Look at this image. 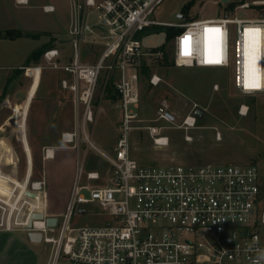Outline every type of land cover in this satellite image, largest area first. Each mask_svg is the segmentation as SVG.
Instances as JSON below:
<instances>
[{"label": "built area", "instance_id": "obj_1", "mask_svg": "<svg viewBox=\"0 0 264 264\" xmlns=\"http://www.w3.org/2000/svg\"><path fill=\"white\" fill-rule=\"evenodd\" d=\"M162 1L73 0L69 29L71 61L62 62L57 48L43 54L48 67L65 72L67 77L61 79V85L75 96L78 130L63 133L65 142L75 143L80 138L79 126L85 131L87 123L94 120V98L104 72L114 79L118 94L115 107L120 110V133L112 152L98 148L85 131L89 146L108 163L106 182L98 184L103 175L94 170L87 172L86 179L97 184H82L79 164L66 212L57 227L46 224L49 214L45 181L33 179L26 124L17 123L23 137L26 174L20 180L6 172L3 162L0 163V231L41 232L42 240L54 245L51 264H264V209L260 208L261 173L257 165H144L131 153L133 130L147 129L154 145L166 147L170 139L164 130L168 126L157 123L164 121L189 130L196 127L195 112L201 109L194 105L179 123L163 100L156 119L142 124L144 119L136 111L140 102V67L145 63L153 69L165 59L164 50L143 46L144 33L160 25L180 28L173 39L176 64L220 69L230 75L240 94L264 96V0L233 1L239 2L237 9L256 11L249 18L225 14L183 23H165L154 18ZM87 9L94 12L90 22L89 10L81 13ZM44 10L51 12L54 7L45 6ZM95 29L106 39H90L100 44L102 50L94 63H83L81 45L86 31L91 36ZM247 31L252 36V45L258 44L256 52L248 51ZM162 81L156 72L149 78L153 86ZM213 88L218 90L219 85L216 83ZM13 111L16 120L15 108ZM247 112L248 107L242 105L240 113ZM186 139L191 136L186 135ZM48 155L50 148L45 150V156ZM27 191L35 196L27 195ZM36 212L45 213V218L33 220L32 228L28 229ZM75 212L99 214L105 221L100 225L73 227L70 219ZM48 233H57V237Z\"/></svg>", "mask_w": 264, "mask_h": 264}, {"label": "rangeland", "instance_id": "obj_2", "mask_svg": "<svg viewBox=\"0 0 264 264\" xmlns=\"http://www.w3.org/2000/svg\"><path fill=\"white\" fill-rule=\"evenodd\" d=\"M40 1L49 2L50 0ZM187 1L163 0L156 8L153 16L156 20L165 23L191 21L185 16L183 18L180 17L182 15V6ZM225 5L221 2L216 3L214 0H197L190 10V16L198 18L214 17L224 15L225 11L231 17L238 18H249L256 14V11L251 9L234 8L233 10H225ZM93 14L94 12L89 9L87 13L88 22L93 19ZM69 23L72 25V18L70 17V9L66 6H62V8L54 13L46 14L41 8H30L29 6L19 5L15 3V0H0V29L20 28L31 32L58 28L67 30ZM158 30L144 33L142 44L145 48H161L165 44L164 50L168 55V60L171 61L174 59L173 45L175 40L171 39L167 41L165 33ZM88 33L86 31L80 54L82 61L92 62L96 60L98 51L92 45L93 42H88V40L95 38L96 40L103 41L106 39V36L97 29H95V33L91 36H87ZM62 34H65V32L63 31ZM68 36L71 42L69 32ZM50 37L47 34H42L40 40L38 38L37 40L36 38L19 37L16 42L1 40V38L0 65H19L24 63L28 55L42 41L47 39L51 41L53 39V37ZM56 37L60 36L57 35ZM64 37L66 36L64 35ZM63 48L66 54L70 55L73 53L69 43H65ZM71 59L72 56L65 58L64 62H70ZM39 62H42L41 65L44 67L42 70L43 76L52 75L53 82L50 87V94L42 98L45 105L43 106L39 128L36 130V133L40 135V139L36 138V142L46 141L47 133L55 129L58 131H61V128H67L66 131L78 130V113L73 104L72 95L68 91H63L59 84V78L62 74L66 76L65 72L48 67L47 61L44 62L42 59ZM35 64L31 63L30 66H35ZM45 69L46 71H44ZM4 71V69H0V72L3 73ZM27 71L24 70L21 73L18 77L19 83H17V87H23L25 91L28 90L32 82L30 74ZM153 72L158 73L163 81L158 86H150L146 79H141L140 102L139 108L136 111L144 119L142 124L148 125L152 123V120L156 119L157 108L163 100L167 101L170 110L175 114L179 123L192 110L194 105H198L201 109H204L205 115L197 121L196 127L189 130L179 128L176 124L171 125L164 121L158 122L157 124L168 126L164 130L170 139L169 145L166 147L154 145L147 129L133 130L131 132L132 156L144 165L171 163L194 165L205 163L255 164L260 169L261 186H263L264 96L240 94L232 85L230 75L220 69L184 67L176 64L174 60L173 65H160L153 68L151 74ZM109 76L108 72H104L99 81L94 98V120L87 123L85 127L90 140L106 153L113 151L120 133V110L115 107L116 100L106 96L105 87L110 79ZM115 76L118 78V72L115 73ZM216 83L219 85L218 90H214L213 88V85ZM37 98L38 95L29 105L25 121L26 136L29 138V147L33 156L32 176L35 180L42 175L43 156L45 150L49 148L44 145L33 144L31 137L30 131L33 126V119L35 121L34 112L38 105ZM242 105L248 107L246 115L240 113ZM3 111L2 96L0 99V139L12 147L17 157V164L15 166H5L3 162V169L22 180L26 174V160L21 141V130L18 128L15 119L11 120V123H8L3 128ZM6 113L14 115V111L11 108L6 109ZM79 131L80 146L76 149V152L79 151L80 154L79 161L77 159V162L82 167L81 183L96 185L95 181L86 179V174L89 171L98 170L103 175L98 184H104L106 182L104 174L108 172V163L94 147L89 146L85 140V131L82 125L79 126ZM186 135L191 136V139L187 140ZM71 144L69 145L73 146ZM78 163H76V171L72 184L75 180ZM45 171L47 172V167ZM68 173L67 167L64 166L62 178L64 175L67 176ZM83 192L88 195L87 191L84 190ZM58 197L56 201L60 203ZM260 208L264 209L263 196ZM62 219L63 214L59 216V224ZM104 221L105 217L99 214L80 215L78 212H75L71 216L70 224L73 227L93 226L103 224ZM12 234H15L17 237H25L28 235V232L14 231ZM48 236L57 237V233H48ZM29 247L27 248L26 244L23 247L18 246L14 264H51L54 245L42 240L40 243L29 242Z\"/></svg>", "mask_w": 264, "mask_h": 264}, {"label": "crops", "instance_id": "obj_3", "mask_svg": "<svg viewBox=\"0 0 264 264\" xmlns=\"http://www.w3.org/2000/svg\"><path fill=\"white\" fill-rule=\"evenodd\" d=\"M77 1L82 2L84 0H77ZM96 1L101 2L103 0H96ZM214 1L216 2V0ZM15 3L23 6H29L30 8H41L43 12L46 14L54 13L58 11L60 8H62V6H66L70 9V17L72 18L73 0H50L49 2H42L40 0H27L26 3H18L17 0H15ZM45 6H52L54 7V10L51 12H47L44 10ZM88 10L89 9L83 10L81 11V13L84 15V13H86V11ZM70 26L71 24L69 23V25L67 26V30H63L62 28L53 29V30H42L41 31L42 33H46L47 35L53 37V39H51V41L50 39L42 41L41 44L36 49L49 43L51 46L46 48L45 51L48 49L57 48L60 52L59 58L61 61L64 62L65 58L68 57L70 58V56H72V53L70 55L66 54L63 48V45L65 43H69L70 48L73 52L70 38L68 36ZM63 31L65 32V34H62ZM57 35L60 37L55 38V36ZM64 35L66 37H64ZM40 38L41 36L38 39L40 40ZM18 39L19 38L16 39L2 38L1 40L16 42ZM88 42H90V40H88ZM92 45H94L95 48H97L98 51L96 57L97 60L98 56L101 53L102 47L100 44L97 43H93ZM27 58L24 63L19 65L18 64L17 65L10 64L6 66L0 65V69L5 70L3 73L0 72V99L3 96V108H4L3 128L4 126H7L8 123H11V120L15 119V113L14 115H9L8 113H6V109L15 108L17 114L16 123H22L23 121L25 122L28 107L38 95L37 98L38 105L34 112L35 121L33 119V126L30 132H31L33 144H37V145L40 144L49 147L50 155L45 156L44 153L42 160V172H41L42 175L39 176V178L37 179L45 181V190L47 192V213L49 215H54L59 217L60 215L66 212V207L69 200L68 197L70 196L71 187H72V180L76 171V165H77L76 163H78L77 159L79 161L80 158L79 151L76 152V149L79 148L80 146L79 144L80 138H78L76 142L73 143V146H70L69 144L71 143L67 144V142L63 140L62 136L63 133L72 132V131H66L67 128L66 129L61 128V131L55 129L47 133L46 141H39V142L35 141L36 138L40 139L39 138L40 135L36 133V130L39 128L38 126L41 121L43 106L45 105L44 100H42V98H45V96H48V94H50L51 92L50 87L52 86L53 80H52V75H47L46 77L43 76L44 73L42 71L43 70L42 67L43 65H41L42 62H37L35 66L32 67L25 66ZM41 59L42 61L44 60V62L46 61L43 54L39 61H41ZM96 60L92 62L86 60L85 61L81 60V61L83 63L90 64V63H94ZM24 70H28L27 72L28 74H30L29 76L31 77L32 80L28 90L26 91L24 90L23 87L21 88L17 87V83H19L18 77L21 75V73L24 72ZM44 71H46V69ZM64 77H67V75L65 76L64 74H62L61 77L59 78V84L61 86V89L63 91H68L72 95L73 104L75 108H77L74 94L71 91L63 88L61 85V79ZM26 139L29 144L28 136H26ZM21 141L23 143L22 136H21ZM65 145H69V146H65ZM1 162H4L5 166H13L17 163V157L14 154L12 147L8 145L5 141L0 139V163ZM64 166L67 167L69 173L67 174V176L64 175L62 178V169ZM46 167H47V172L45 171ZM57 197L58 199H60V203L59 201L58 202L56 201ZM16 231H24V230H16ZM12 232L14 231H0V264H11V263L14 264L15 257L17 256L18 246L23 247V245L26 244L27 248H30L29 242H33L30 239L29 232L28 235L25 237H17L15 236V234H12ZM33 243H40V242H33Z\"/></svg>", "mask_w": 264, "mask_h": 264}, {"label": "trees", "instance_id": "obj_4", "mask_svg": "<svg viewBox=\"0 0 264 264\" xmlns=\"http://www.w3.org/2000/svg\"><path fill=\"white\" fill-rule=\"evenodd\" d=\"M197 0H188L181 9V13L186 17L189 18L188 20H194L197 17H191L190 16V10L191 8L195 5ZM220 4V3H219ZM238 3L236 2H229L226 3L225 5V10H233L235 8V6ZM228 14V12H224V15ZM156 29H159L158 31H163L166 35V40L169 41L171 39H174V36L176 34H178L180 32V28H176V27H167V26H157L154 27L151 31H155ZM42 34H46V33H42V32H31V31H24L22 29L19 28H9V29H0V38H4V39H16L19 37H30V38H39ZM49 46H51L49 43L43 45L42 47L35 49L34 51H32L30 53V55L27 58V61L25 63V66H30L31 63H37L39 62L43 52L45 51L46 48H48ZM166 47V45L164 44L160 49L164 50ZM165 51V50H164ZM174 64V59H172L171 61L168 60V55L165 51V59L163 61V63L161 65H173ZM151 72H152V68L148 65H146L145 63H143L140 67V74H141V79H146L149 82V78L151 76ZM150 84V82H149ZM150 86H153L152 84H150ZM105 90L107 92V97L108 98H112L114 100H118V94L115 90V82L114 79H109L108 83L106 84ZM204 117V116H203ZM199 119H197L198 121ZM262 188V196L264 198V184L263 186H261Z\"/></svg>", "mask_w": 264, "mask_h": 264}, {"label": "water", "instance_id": "obj_5", "mask_svg": "<svg viewBox=\"0 0 264 264\" xmlns=\"http://www.w3.org/2000/svg\"><path fill=\"white\" fill-rule=\"evenodd\" d=\"M233 1H240V0H220L221 3L226 4L229 2H233ZM181 18L184 17V15H180ZM195 115L198 119H201L204 115H205V111L203 109H197L195 112ZM27 195L34 197L35 194L27 191L26 193ZM81 212H83V209L81 210ZM45 218V213L43 212H36L33 213L31 216V219L29 221V225L27 226L28 229L32 228V221L33 220H43ZM59 222V217L58 216H54V215H48L46 217V224L49 227H57ZM29 235H30V239L33 242H41L43 239V235L41 232H36V231H29Z\"/></svg>", "mask_w": 264, "mask_h": 264}, {"label": "bare ground", "instance_id": "obj_6", "mask_svg": "<svg viewBox=\"0 0 264 264\" xmlns=\"http://www.w3.org/2000/svg\"><path fill=\"white\" fill-rule=\"evenodd\" d=\"M247 38H248V41H249V46H248V51L250 52H256V47L258 46V44H256L257 46H253L252 45V36L249 34V31H247Z\"/></svg>", "mask_w": 264, "mask_h": 264}, {"label": "snow or ice", "instance_id": "obj_7", "mask_svg": "<svg viewBox=\"0 0 264 264\" xmlns=\"http://www.w3.org/2000/svg\"><path fill=\"white\" fill-rule=\"evenodd\" d=\"M214 62L219 63L220 61H219V60H216V61H214Z\"/></svg>", "mask_w": 264, "mask_h": 264}]
</instances>
